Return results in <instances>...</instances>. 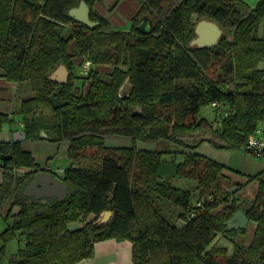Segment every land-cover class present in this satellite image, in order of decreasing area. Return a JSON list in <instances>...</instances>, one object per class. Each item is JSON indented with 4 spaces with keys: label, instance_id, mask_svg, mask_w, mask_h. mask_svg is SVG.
Instances as JSON below:
<instances>
[{
    "label": "trees",
    "instance_id": "trees-1",
    "mask_svg": "<svg viewBox=\"0 0 264 264\" xmlns=\"http://www.w3.org/2000/svg\"><path fill=\"white\" fill-rule=\"evenodd\" d=\"M81 1L0 0V77L33 92L16 111L25 140L69 141L77 164L87 159V149L97 151L87 169L73 165L63 176L52 173L68 186L65 200H39L24 190L47 170L23 141L0 140V210L11 200L5 217L12 221L1 234L0 251L13 240L21 244L9 264H78L108 239L131 241L133 264H264V170L250 179L259 184L247 211L256 224L253 242L243 250L233 243L229 258L220 241L238 232L229 222L240 210L237 197L245 185L236 184L233 193L227 168L198 152L209 140L195 146L185 140L213 129L201 111L214 103L221 106L217 112L224 110L214 129L223 146L249 151L258 129L264 136V0L253 8L243 0H173V6L172 0H140L131 29L112 32L108 18L94 10L104 0H85L99 27L74 21L69 11ZM143 16L155 23L149 35L137 29ZM195 17L222 28L216 46L191 45ZM85 62L93 68L78 85L74 73ZM62 65L71 76L63 86L50 79ZM127 81L130 90L121 95ZM59 90L66 103L56 108L52 97ZM14 124L13 114L0 113V133ZM117 135L189 148L184 162L174 163L181 179L196 182L199 199L193 203L192 192L171 185L175 178L158 175L162 157L181 151L107 147L105 138ZM169 203L178 208L175 219L184 220L183 227L170 221L175 219L164 209ZM106 212L113 216L100 224ZM79 221L82 227L72 229Z\"/></svg>",
    "mask_w": 264,
    "mask_h": 264
},
{
    "label": "rangeland",
    "instance_id": "rangeland-1",
    "mask_svg": "<svg viewBox=\"0 0 264 264\" xmlns=\"http://www.w3.org/2000/svg\"><path fill=\"white\" fill-rule=\"evenodd\" d=\"M120 0H104L102 3H97L94 10L98 11L100 14H107L113 11L114 6L119 2ZM138 5L141 4L140 0H135ZM127 2H130L128 0ZM134 2V1H133ZM134 2V4L136 3ZM253 3V2H252ZM176 1H171V4L169 5H175ZM256 6V4H255ZM254 6V7H255ZM126 7V6H125ZM170 9V7L165 6L164 10ZM117 13V12H116ZM115 13V14H116ZM118 14V13H117ZM194 21L201 22L198 20L197 17H195ZM112 31H121L115 29L112 25V29H110V32ZM261 37V35H260ZM79 60V59H78ZM78 64V62H77ZM78 66V65H77ZM261 67H263L261 65ZM93 68V65H88L87 62H85L82 66H78L75 70V77H76V84L80 85L81 79L84 80L90 72V70ZM216 76L221 73V70L219 66L216 67ZM71 77V76H70ZM129 86V85H128ZM234 89V84L230 86V90ZM130 90V89H129ZM33 92L31 91L30 87L27 84H22L19 89V94L16 99L17 103L15 105H20L21 101L23 99L32 96ZM221 112L223 114V111L219 110L217 112L216 108L214 106H206L202 109L201 114L202 116L207 119V121L210 124H213V129L208 128L203 131L197 132L195 135L187 137L185 140L188 145L195 146L197 143H199L202 140H209L204 141L199 147L198 152L208 159H211L214 162H217L218 164H221L227 168V171H225L226 174H228L231 178V185H235L231 190L233 193H236L238 191V187L236 184H243L241 182L248 183L244 187L247 186V193H245V196H241L240 192L244 189L238 192V200L237 204L240 207V210H245L246 212L249 211V209L252 208L257 193L255 192V189L253 187L254 183H258L255 180L250 181V179L256 175L259 174L262 170H264V157H256L252 152L246 151L245 149L236 150L227 148L222 145L221 139L214 133V129L218 126V114ZM21 118H16L15 127L18 126V120ZM8 128V127H7ZM5 129L3 133L0 134V140L1 141H9L8 129ZM23 141V149L26 151H29L32 153L33 157L36 159V161L39 163L42 169L50 170L52 172H55V174L59 176H63L66 169L70 168L73 165H79L83 169H87L92 164V159L94 154H96V149H87V151L84 152L87 159L82 160L79 164L74 163L72 159L69 156V141H64L61 143H51L47 140H39V141H29V140H19ZM215 143V144H214ZM105 144L107 147H132L136 145L138 150H148V151H160L168 149V145L163 142H154V141H143L138 140L136 142L133 141L131 137H124V136H108L105 138ZM168 151L170 152H177L181 151V154L178 153L177 156H175V161L184 162V155L189 153V148L182 147L178 149L177 147H169ZM173 156V155H172ZM23 171H19V175H23ZM241 181V182H238ZM225 186H227V181L224 182ZM171 185L180 188L182 190H187L192 192V201L195 203L199 199V193L200 191H196L197 184L196 182L192 180H185V179H172ZM259 185V184H258ZM234 190V191H233ZM249 190V191H248ZM11 200L5 205L4 209L0 210V250L3 246V242L1 239V234L4 232V230L8 227L9 224H11V219H6V213L7 209L10 206ZM165 211L167 212V215L173 219L176 217H179L178 215V208L171 203H169L168 206L164 207ZM14 210V209H13ZM174 222H177L178 225L183 227L186 222L182 219H175ZM100 224H105L104 222H100ZM82 222H76L71 227L72 229H78L82 226ZM238 230L236 235L244 234L246 232H241L239 230L242 229H236ZM246 230V229H243ZM251 229L248 228V232H250ZM236 236H229V239L223 237L220 241L221 245L226 246L229 249L230 256L229 258H232L234 255V244L239 250H243V239L235 240ZM218 241V240H217ZM234 243V244H233ZM21 244L18 242V240H13L6 246L5 252L0 251V264H9L10 260L13 255H15L18 250L20 249ZM237 248H235V251H237Z\"/></svg>",
    "mask_w": 264,
    "mask_h": 264
},
{
    "label": "crops",
    "instance_id": "crops-1",
    "mask_svg": "<svg viewBox=\"0 0 264 264\" xmlns=\"http://www.w3.org/2000/svg\"><path fill=\"white\" fill-rule=\"evenodd\" d=\"M127 1L128 0H120L114 6L113 11L107 14H103V16L107 17L108 20L112 23L113 27H115V29L117 30L129 31L133 25V18L135 17V15L137 14L140 8V5H138L135 0H130V2H127ZM133 1L136 3L134 4ZM243 1L246 4H248L251 8H253L255 4L258 3L259 0H243ZM207 21H211V20H207ZM211 22L214 23V21H211ZM211 32L212 30L210 29V27H207L205 36L209 38V36L211 35ZM259 35H261V37H264V22L260 25ZM197 38H198V35H197ZM262 66L264 67V64H262ZM20 87L21 85L9 82L6 78L0 77V113L10 114V115L13 114L15 121H16V118H20V115H18V113L16 112L19 109L20 105L19 104L15 105L17 103L16 99L18 97ZM129 89H130V84H129V81H127L121 90V93H122L121 95H124L127 92H129ZM17 125L18 126L16 127L14 124L11 126H6L4 128L3 132L8 127L7 129L9 131V134H8L9 141L10 140H17V141L22 140L20 138V133L24 131H23V124L20 121V119L18 120ZM48 172L51 174L55 173L50 170H48ZM238 182H241V181H238ZM241 183L244 184L246 182L243 181ZM253 187L255 189V192L257 193L258 188H259L258 183H254ZM240 193L241 194L239 195H241L242 197L245 196V193H247V186L244 187V189ZM160 205L164 206L165 204L161 203ZM243 211L247 214L245 210ZM112 216H106V213H104L100 222L107 221L108 223L111 220ZM170 221L176 224L178 227H181L180 225H178L177 222L175 223L171 219ZM248 228L251 229L250 232H248ZM248 228L246 229L245 235L244 234H241V236L235 235L236 236L235 238H237L235 240L241 241L243 239V242H244L243 246L245 247L250 246L253 242L255 232H256V224L250 221ZM234 229H242V228H234ZM133 262H134L133 243L131 241H128V240L119 241L117 239H108V240L96 243L94 246V256L92 258L82 260L78 264H133Z\"/></svg>",
    "mask_w": 264,
    "mask_h": 264
},
{
    "label": "water",
    "instance_id": "water-1",
    "mask_svg": "<svg viewBox=\"0 0 264 264\" xmlns=\"http://www.w3.org/2000/svg\"><path fill=\"white\" fill-rule=\"evenodd\" d=\"M69 15L76 21L77 23H81L87 26L90 29H95L100 26V22H95L91 20V9L89 5L86 3L85 0H82L80 5L76 8H73L69 11ZM210 27L212 30L211 35L209 38L205 36L206 28ZM155 28L154 21L148 17L143 16L140 19L139 25L137 29L143 33L144 35H149L153 32ZM196 33L198 38H196L191 45L198 46L200 48L204 47H213L216 46L219 42V39L223 35V30L217 25L215 22L202 20L196 27ZM69 71L68 69L62 65L60 66L51 76L50 79L57 82L61 86L68 83L69 79ZM52 103L56 108L63 106L66 102H64L61 98V91H57L54 97H52ZM45 137V135H43ZM20 138L25 139V133H20ZM163 162L159 168V177L162 178H175L179 179L180 175L178 174V167L174 163L175 156H168L164 155L162 157ZM3 178L0 175V183L2 182ZM44 183H43V182ZM28 189H33L36 192L44 191H51L50 194H32L26 193L27 197H35L37 199H43L44 197H52L57 196L60 201L65 200L68 195V186L62 183L57 177H54L51 173L47 171H40L34 177L33 182H31L28 186ZM234 191V190H233ZM20 210L19 207L14 209L13 214H17ZM106 216H112L111 212H106ZM107 223V221H103ZM250 219L248 218L247 214L243 210H239L234 217L229 222V228H242L247 229L249 225Z\"/></svg>",
    "mask_w": 264,
    "mask_h": 264
},
{
    "label": "built area",
    "instance_id": "built-area-1",
    "mask_svg": "<svg viewBox=\"0 0 264 264\" xmlns=\"http://www.w3.org/2000/svg\"><path fill=\"white\" fill-rule=\"evenodd\" d=\"M87 64L89 66L92 65L91 62H87ZM213 106L216 108L221 107L220 104H218V103H214ZM248 149L250 152L254 153L256 156L262 155V153L264 151V136H263V132L261 129H258L256 131V133L250 137L249 142H248ZM210 199H212V198L210 197ZM201 205H202V203L198 202L197 206H201Z\"/></svg>",
    "mask_w": 264,
    "mask_h": 264
},
{
    "label": "flooded vegetation",
    "instance_id": "flooded-vegetation-1",
    "mask_svg": "<svg viewBox=\"0 0 264 264\" xmlns=\"http://www.w3.org/2000/svg\"><path fill=\"white\" fill-rule=\"evenodd\" d=\"M91 9V8H90ZM139 22H140V20H139ZM69 80H70V76H69V79H68V82H69ZM66 85V84H65ZM43 171H45V170H43ZM47 172H48V170H47ZM53 175V174H52ZM54 176V175H53ZM35 177V176H34ZM55 177V176H54ZM34 180V179H33ZM33 182V181H32ZM43 182V181H42ZM31 183V182H30ZM29 183V184H30ZM44 183V182H43ZM29 184L28 185H26V188H25V190H24V194H25V196H26V193H32V194H37V195H42V194H50V192L51 191H49V190H47V191H44V190H42V191H40V192H36V191H34L33 189H28V186H29ZM27 197V196H26ZM33 198H35V197H33ZM49 199H51V200H53V199H58V197L57 196H52V197H44L43 198V200H49Z\"/></svg>",
    "mask_w": 264,
    "mask_h": 264
}]
</instances>
